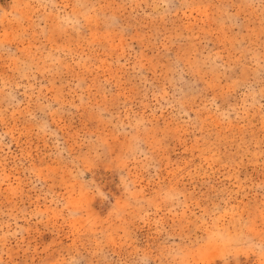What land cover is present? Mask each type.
Returning a JSON list of instances; mask_svg holds the SVG:
<instances>
[{"label": "rangeland", "instance_id": "obj_1", "mask_svg": "<svg viewBox=\"0 0 264 264\" xmlns=\"http://www.w3.org/2000/svg\"><path fill=\"white\" fill-rule=\"evenodd\" d=\"M0 264H264V0H0Z\"/></svg>", "mask_w": 264, "mask_h": 264}]
</instances>
